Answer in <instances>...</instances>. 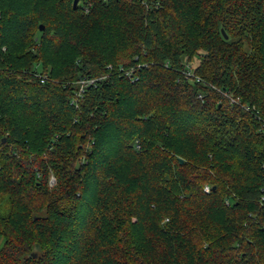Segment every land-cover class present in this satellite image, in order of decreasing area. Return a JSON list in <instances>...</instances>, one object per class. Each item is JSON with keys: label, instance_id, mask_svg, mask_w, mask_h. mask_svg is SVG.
Segmentation results:
<instances>
[{"label": "trees", "instance_id": "16d2710c", "mask_svg": "<svg viewBox=\"0 0 264 264\" xmlns=\"http://www.w3.org/2000/svg\"><path fill=\"white\" fill-rule=\"evenodd\" d=\"M0 196V264H264V0H0Z\"/></svg>", "mask_w": 264, "mask_h": 264}, {"label": "built area", "instance_id": "2783aa9c", "mask_svg": "<svg viewBox=\"0 0 264 264\" xmlns=\"http://www.w3.org/2000/svg\"><path fill=\"white\" fill-rule=\"evenodd\" d=\"M132 71H133V69H132V68H129V69H127L126 72H125L126 75H127L130 79H133V77H134V76L131 74ZM183 75H184V77H194V79H196V80L200 79L199 76H197V75H195V74L193 73V71L191 70L190 67H189V68L187 67L186 70H183ZM91 81H93V78H89V79L82 78V79H81V83L79 84V91L81 90V87H82L83 84H85V83H89V82H91ZM211 86H212V85H211ZM221 94H222L224 97L227 98L228 102H230V103H238V99H237V97H234V96L228 94V93L225 92V91H221ZM242 107H244V108L247 109V106H242ZM52 179H53V178L50 177V178H49V182H51ZM204 188L207 189L206 186H204Z\"/></svg>", "mask_w": 264, "mask_h": 264}, {"label": "rangeland", "instance_id": "374dc122", "mask_svg": "<svg viewBox=\"0 0 264 264\" xmlns=\"http://www.w3.org/2000/svg\"><path fill=\"white\" fill-rule=\"evenodd\" d=\"M196 63H197V59L196 58H192V60H190V62H189V67L192 68L193 66L196 65ZM45 70L46 71L48 70V65L47 64L45 65ZM45 70H44V72H46ZM73 82H74L75 85H78L79 86V84L81 83V79H77L76 78ZM2 139H4V137H2ZM50 177H52V176H50ZM0 206H1V208H4V206H3V199H0Z\"/></svg>", "mask_w": 264, "mask_h": 264}, {"label": "water", "instance_id": "95a60500", "mask_svg": "<svg viewBox=\"0 0 264 264\" xmlns=\"http://www.w3.org/2000/svg\"><path fill=\"white\" fill-rule=\"evenodd\" d=\"M75 2H76V0H72V5H74V4H75ZM38 28H39V29H41V28H42V25H41L40 23L38 24ZM220 31L222 32L223 36L225 37L226 35L224 34L223 30H222V29H220ZM178 160L180 161L181 159H180V158H178ZM32 255H34V254L32 253Z\"/></svg>", "mask_w": 264, "mask_h": 264}]
</instances>
